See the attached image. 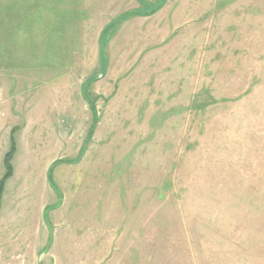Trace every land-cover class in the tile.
I'll use <instances>...</instances> for the list:
<instances>
[{
  "label": "rangeland",
  "instance_id": "374dc122",
  "mask_svg": "<svg viewBox=\"0 0 264 264\" xmlns=\"http://www.w3.org/2000/svg\"><path fill=\"white\" fill-rule=\"evenodd\" d=\"M0 264H264V0H0Z\"/></svg>",
  "mask_w": 264,
  "mask_h": 264
},
{
  "label": "trees",
  "instance_id": "16d2710c",
  "mask_svg": "<svg viewBox=\"0 0 264 264\" xmlns=\"http://www.w3.org/2000/svg\"><path fill=\"white\" fill-rule=\"evenodd\" d=\"M8 174H9V170L7 171V173H6L5 176L3 177V180H2L1 183H0V194H1V189H2V183H3L4 179H6V178L9 177Z\"/></svg>",
  "mask_w": 264,
  "mask_h": 264
}]
</instances>
